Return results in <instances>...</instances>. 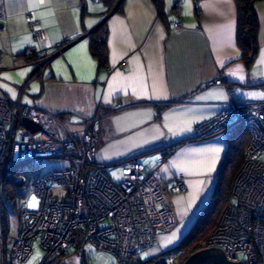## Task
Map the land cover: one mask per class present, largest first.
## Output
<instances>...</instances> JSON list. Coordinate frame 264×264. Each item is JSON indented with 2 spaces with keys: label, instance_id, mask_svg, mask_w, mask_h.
<instances>
[{
  "label": "crops",
  "instance_id": "0c3cea01",
  "mask_svg": "<svg viewBox=\"0 0 264 264\" xmlns=\"http://www.w3.org/2000/svg\"><path fill=\"white\" fill-rule=\"evenodd\" d=\"M199 1L197 10L196 0H164L165 23L153 0H6L0 24V96L53 114L76 136L97 117V160L108 174L135 160L157 168L168 185L184 181L185 190L171 197L177 226L148 250L153 258L175 250L189 234L238 139L235 132L196 140V128L233 100H264V2L255 5L259 54L247 68L237 40L236 0ZM103 23L105 68L90 52V34ZM59 45L66 48L41 73L18 56L27 48L52 53ZM217 80L222 83L213 84Z\"/></svg>",
  "mask_w": 264,
  "mask_h": 264
},
{
  "label": "built area",
  "instance_id": "2783aa9c",
  "mask_svg": "<svg viewBox=\"0 0 264 264\" xmlns=\"http://www.w3.org/2000/svg\"><path fill=\"white\" fill-rule=\"evenodd\" d=\"M96 1L120 4L122 0ZM5 2L0 0V24L6 19ZM35 36L46 40L41 31ZM65 48L59 45L52 53L28 48L24 53L35 58L30 65L36 74ZM116 108H123V103L117 102ZM24 119L36 123L39 130L26 128ZM240 129L249 134L244 163L232 184L230 202L201 249L219 248L231 262L264 264V100L231 101L214 119L197 127L195 139L230 138ZM100 133L97 117L75 136L53 114L0 96V208L5 178L17 166L50 159L67 164L34 179L41 206L33 211L23 206L19 232L10 240V261L3 234V264L28 262L36 242L43 252L39 264L66 261L76 245L88 252L89 261L101 254L111 257L112 264H130L140 251L154 248L161 234L176 228L171 197L185 190L184 181L168 185L157 168L134 161L122 164L121 180L114 181L97 163Z\"/></svg>",
  "mask_w": 264,
  "mask_h": 264
},
{
  "label": "rangeland",
  "instance_id": "374dc122",
  "mask_svg": "<svg viewBox=\"0 0 264 264\" xmlns=\"http://www.w3.org/2000/svg\"><path fill=\"white\" fill-rule=\"evenodd\" d=\"M97 4L100 6L104 5V3H97ZM15 57L16 56H12L13 59H15ZM248 139H249V134L247 136V140ZM229 154L230 155H228L227 161H231V163H233V166L231 165L229 166L231 169L228 168L225 170V172H227L226 173L227 177L225 179L224 192H223L221 202H219L218 204L215 203L214 205H212V207L209 208L208 215H207L208 217L206 218V221L202 223L204 225L199 226V229H201V231L198 232V234L194 237L193 240H190V242L186 243L183 247H180V249L177 248V250L175 251L172 249L171 252L167 254L166 252L162 253V254H165L164 257L160 260L162 264H185L187 260L191 257V255H193L195 252H197L198 250L202 248V246L206 243V241L208 240V238L214 231L223 210L229 204L228 198H230L232 184L244 163V159H242L240 156L239 157L237 156L238 154H241L240 152L238 154L237 153L233 154V156H231V153ZM127 162H123L122 164H125ZM134 162H137V161L134 160ZM99 164L101 163L99 162ZM122 164L118 165L120 167H114V168L108 169L109 174L113 178L114 181L121 180ZM66 166H67L66 162H63L59 159H50V160H44L40 162H31V163H26V164L21 165L18 168V172L15 175V177L18 181H21L24 183V187L21 190L22 196L17 200H10L9 198H6L4 194V187H3V203H2V209L0 208V249H1V254H2V245H3V240H4L2 236L5 233L6 236L5 235L4 236L6 237L8 241L9 261L11 258L10 240L14 238L19 232L20 213H21V210L23 209V206H26V208L31 211L38 210L41 206V199L38 198L34 193V188H33L34 179L38 175H41L45 172H48L53 169H62ZM105 168L107 167L105 166ZM230 170H233L232 171L233 174ZM11 173L9 175H11ZM220 173H221V170L219 171V174ZM185 237L183 239H185ZM181 242L182 241H180V243ZM158 243L161 244V242L159 241ZM66 258H67L65 259L66 261H63V262L61 261L57 264H85L83 258L76 256L74 251L71 252ZM110 258L111 257H106L104 255L99 254L96 256L94 260L90 261V264H112V262L110 263ZM150 258H152V260L155 259L151 257L149 251L147 250L140 251L135 256V259L131 260L130 264H135V262L137 261L147 262L148 259ZM42 260H43V252L40 249L39 243L36 242L34 244V252L30 256L28 262H26L25 264H39L40 262H42ZM152 260H150V262ZM0 264H3V256H2V260Z\"/></svg>",
  "mask_w": 264,
  "mask_h": 264
},
{
  "label": "trees",
  "instance_id": "16d2710c",
  "mask_svg": "<svg viewBox=\"0 0 264 264\" xmlns=\"http://www.w3.org/2000/svg\"><path fill=\"white\" fill-rule=\"evenodd\" d=\"M153 2L156 6L159 18L166 23L168 21V15H166L165 13L164 0H153ZM259 2H264V0H236L238 11L237 40L243 52L242 60L244 61L247 68L251 67L254 64L259 54V18L255 10V5ZM107 3L112 4L113 2ZM174 9H178V4H176ZM118 10H120V7L118 8ZM27 49H25L24 52ZM24 52H22L18 56L26 57ZM90 52L93 58L98 62L100 67L105 68L108 66L107 28L105 23H103L99 28H97L94 32L90 34ZM26 59L29 62L35 61V58L33 57H26ZM237 135L238 139L236 140V143L231 144V156L236 153L238 154L239 150L242 149L240 148V146L245 147L249 140H247L248 133L246 130H238ZM242 153V159H244V152ZM237 156L239 157L240 154H238ZM224 164L225 165H223L220 173V181L217 186V189L215 190L214 197L211 203L199 215L192 230L190 231L188 236H186L185 239L182 240L180 245L177 247L178 249H180V247H183L186 243L190 242V240L194 239L198 232L201 231V229H199V226L204 225L202 223L206 221V218L208 217L207 215L209 208L212 207V205H214L215 203L218 204L219 202H221L224 192L225 179L227 177V172H225V170L228 169L229 166L233 165V163H231V161L226 160ZM19 167L20 166H17L14 170H12L11 175H8L4 181V194L5 197L9 198L10 200H17L22 196L21 190L24 187V183L18 181L15 177ZM228 201L230 202V198H228ZM177 248L175 250H177ZM144 263L145 262L139 261L137 264Z\"/></svg>",
  "mask_w": 264,
  "mask_h": 264
},
{
  "label": "water",
  "instance_id": "95a60500",
  "mask_svg": "<svg viewBox=\"0 0 264 264\" xmlns=\"http://www.w3.org/2000/svg\"><path fill=\"white\" fill-rule=\"evenodd\" d=\"M1 27L2 26L0 25V28ZM61 53L57 54L54 58L59 56ZM23 124L26 128L32 130L33 132L39 130V126L30 119H24ZM83 260L85 264H90L85 257L84 249H83ZM150 260H152V258L148 259L149 262ZM148 261L145 263L149 264ZM185 264H243V263L231 262L227 260L224 252L219 248H206V249H200L197 252H195L193 255H191V257L187 260Z\"/></svg>",
  "mask_w": 264,
  "mask_h": 264
},
{
  "label": "bare ground",
  "instance_id": "6f19581e",
  "mask_svg": "<svg viewBox=\"0 0 264 264\" xmlns=\"http://www.w3.org/2000/svg\"><path fill=\"white\" fill-rule=\"evenodd\" d=\"M97 163H99V161L97 160ZM78 240V239H77ZM159 241V240H158ZM78 243H80V240H78ZM150 250V249H149ZM75 255L79 256L81 258H83V251L81 250L79 245L75 246ZM85 257L87 259V261L90 263L89 258H88V252L84 251Z\"/></svg>",
  "mask_w": 264,
  "mask_h": 264
},
{
  "label": "flooded vegetation",
  "instance_id": "af4514ba",
  "mask_svg": "<svg viewBox=\"0 0 264 264\" xmlns=\"http://www.w3.org/2000/svg\"><path fill=\"white\" fill-rule=\"evenodd\" d=\"M214 197V196H213ZM190 233V232H189ZM169 252H171V250L169 251ZM169 252H167V253H169ZM166 253V254H167ZM164 255L165 254H159V255H157L156 257H154L155 259L154 260H152L151 262H149V264L151 263V264H159V263H161L160 262V260L164 257ZM166 257V256H165Z\"/></svg>",
  "mask_w": 264,
  "mask_h": 264
},
{
  "label": "snow or ice",
  "instance_id": "6c2138e0",
  "mask_svg": "<svg viewBox=\"0 0 264 264\" xmlns=\"http://www.w3.org/2000/svg\"><path fill=\"white\" fill-rule=\"evenodd\" d=\"M208 170L210 171V170H211V168L209 167V168H208Z\"/></svg>",
  "mask_w": 264,
  "mask_h": 264
}]
</instances>
